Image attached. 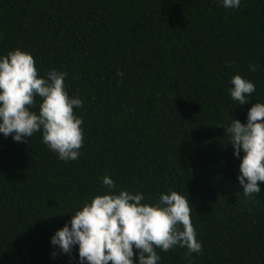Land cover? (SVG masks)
<instances>
[{
	"label": "trees",
	"instance_id": "16d2710c",
	"mask_svg": "<svg viewBox=\"0 0 264 264\" xmlns=\"http://www.w3.org/2000/svg\"><path fill=\"white\" fill-rule=\"evenodd\" d=\"M16 49L41 77L67 73L84 143L62 161L41 132L27 143L0 134V264H80L78 246L61 254L51 237L110 194L106 175L145 203L187 194L202 244L191 264H264V183L243 195V152L223 130L264 103V0H0V56ZM237 74L256 87L245 105L228 91ZM156 251L159 264H189L186 248Z\"/></svg>",
	"mask_w": 264,
	"mask_h": 264
},
{
	"label": "clouds",
	"instance_id": "9594fccd",
	"mask_svg": "<svg viewBox=\"0 0 264 264\" xmlns=\"http://www.w3.org/2000/svg\"><path fill=\"white\" fill-rule=\"evenodd\" d=\"M241 0H222L226 9L239 8ZM228 63V67L234 65ZM34 57L20 49L0 56V134L11 136L17 143L41 132L42 143L62 161L79 158L84 143L83 119L74 109L83 100L70 97L66 91L67 73L52 69L41 77ZM255 72L256 66L251 65ZM123 76L122 72L117 73ZM120 81H118L119 83ZM228 89L238 105L249 103L256 87L237 74ZM37 98L40 103L37 109ZM228 134L233 155L243 157L237 177L246 197L259 194L264 183V103H254L247 112L246 123L231 118L223 129ZM103 185L110 194L96 195L76 210L60 230L51 237V245L61 254H70L78 246L80 264H159L156 249L169 252L174 247L186 248L184 259L191 264L193 254L202 252L192 224L193 208L187 194L161 193L155 203H145V196L120 190L109 176ZM135 250V252H134ZM57 253L54 251L52 256Z\"/></svg>",
	"mask_w": 264,
	"mask_h": 264
}]
</instances>
